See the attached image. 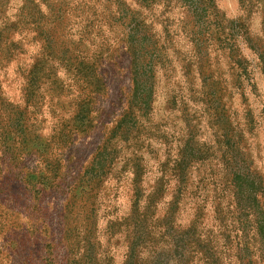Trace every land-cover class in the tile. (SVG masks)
<instances>
[{"label": "rangeland", "instance_id": "obj_1", "mask_svg": "<svg viewBox=\"0 0 264 264\" xmlns=\"http://www.w3.org/2000/svg\"><path fill=\"white\" fill-rule=\"evenodd\" d=\"M263 22L0 0V264H264Z\"/></svg>", "mask_w": 264, "mask_h": 264}, {"label": "trees", "instance_id": "obj_2", "mask_svg": "<svg viewBox=\"0 0 264 264\" xmlns=\"http://www.w3.org/2000/svg\"><path fill=\"white\" fill-rule=\"evenodd\" d=\"M263 27H264V22H263ZM263 73H264V60H263ZM260 230L262 231V228H260Z\"/></svg>", "mask_w": 264, "mask_h": 264}]
</instances>
